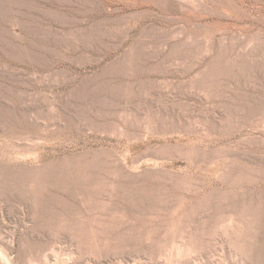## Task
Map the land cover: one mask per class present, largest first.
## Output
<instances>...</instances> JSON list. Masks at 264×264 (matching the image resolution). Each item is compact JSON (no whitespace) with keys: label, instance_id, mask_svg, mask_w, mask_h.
I'll return each instance as SVG.
<instances>
[{"label":"rangeland","instance_id":"374dc122","mask_svg":"<svg viewBox=\"0 0 264 264\" xmlns=\"http://www.w3.org/2000/svg\"><path fill=\"white\" fill-rule=\"evenodd\" d=\"M0 264H264V0H0Z\"/></svg>","mask_w":264,"mask_h":264}]
</instances>
